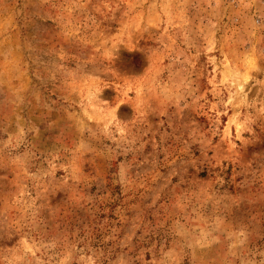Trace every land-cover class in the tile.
Listing matches in <instances>:
<instances>
[{
	"label": "rangeland",
	"instance_id": "374dc122",
	"mask_svg": "<svg viewBox=\"0 0 264 264\" xmlns=\"http://www.w3.org/2000/svg\"><path fill=\"white\" fill-rule=\"evenodd\" d=\"M0 264H264V0H0Z\"/></svg>",
	"mask_w": 264,
	"mask_h": 264
}]
</instances>
